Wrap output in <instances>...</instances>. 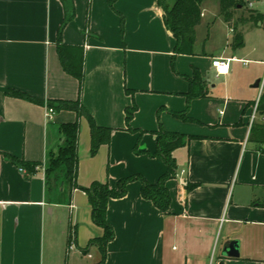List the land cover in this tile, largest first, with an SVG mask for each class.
<instances>
[{
  "label": "crops",
  "instance_id": "0c3cea01",
  "mask_svg": "<svg viewBox=\"0 0 264 264\" xmlns=\"http://www.w3.org/2000/svg\"><path fill=\"white\" fill-rule=\"evenodd\" d=\"M72 1L74 15L61 40L81 57V83L56 50L61 0H0V264L99 259L89 241L103 229L91 219L86 193L75 188L65 201L68 194L59 188L51 201L46 191L47 152L60 142L58 126L75 120L81 186L97 180L116 188L134 174L155 183L167 170L163 159L143 152L155 150V132L162 127L192 136L173 151L167 212L141 196L138 180L109 200L114 237L105 264H264V143L249 139L252 125L264 122L257 113L250 125L252 104L264 88V54H255L260 47L247 28L264 19L237 23L220 15L231 36L224 47L198 49L196 36L191 53H176L158 0ZM233 25L243 34L237 47ZM215 56L232 58L226 74L216 76ZM232 63L243 64V72L235 74ZM195 73L205 94L187 100ZM255 78L258 87L249 85ZM55 100H79L96 125L112 128L109 142L91 154L86 116L53 107L52 118L45 117L46 102ZM132 105L128 129L125 111ZM184 110L187 119L173 114ZM11 157L35 163L34 170ZM229 240L238 242L236 257L222 253Z\"/></svg>",
  "mask_w": 264,
  "mask_h": 264
},
{
  "label": "trees",
  "instance_id": "16d2710c",
  "mask_svg": "<svg viewBox=\"0 0 264 264\" xmlns=\"http://www.w3.org/2000/svg\"><path fill=\"white\" fill-rule=\"evenodd\" d=\"M206 0H173L167 3L166 0H158L159 6L163 10V19L167 29L175 38L174 51L176 53H191L196 40V26L201 22L202 3ZM64 7V18L57 34L56 50L64 69L81 83L83 79L81 57L71 53L68 50L73 48L66 45L61 40V30L64 25L74 15V5L72 0H61ZM219 15L227 22H230L234 10L240 8L243 0H218ZM248 21L256 23L263 19V13L259 11L249 12ZM243 43V34L241 30H237L233 25V41L232 46L237 47ZM190 87L186 93L187 100L204 95L200 76L195 75L190 78ZM13 95L22 96L29 100L39 102L30 95L18 91L11 90ZM40 103H42L40 101ZM48 106L56 109L69 108L73 109L77 116L84 115L88 118L91 135V154H95L101 144L108 143L111 137L112 128L96 125L88 110L80 104L79 100H55L46 102ZM135 111L132 105L126 108L125 121L127 128L130 129L129 122ZM257 113L264 117V88L257 104ZM173 114L182 119H187L186 111L173 112ZM156 148L153 152L143 151L152 157H160L167 165V170L158 178L155 183H149L142 175L134 174L117 181L116 188H111L107 182L92 181L88 186H81L77 183V137L78 122L75 120L70 123H62L58 126V135L60 142L56 144L54 149L47 152L45 162V180L47 186V196L53 200L54 191L60 193L59 188L64 189L68 194L65 201H69L70 193L73 189H80L87 195L91 208L92 221L103 229L101 236L94 237L89 241V245H95L99 251V259L92 264H105L106 247L109 241L114 237L112 226L106 219L107 205L110 199L123 197L127 192V184L133 180L141 183V196L149 199L153 204L163 212H167L170 206V194L165 185L167 179L175 175L176 162L173 151L179 146L186 144L192 136L179 132L168 131L160 127L156 132ZM250 140L264 143V122L254 123L251 127ZM136 153L142 151L135 148ZM12 160L19 162L27 170H34L35 163L23 162L11 157ZM56 189V190H55ZM85 249H83L84 251Z\"/></svg>",
  "mask_w": 264,
  "mask_h": 264
},
{
  "label": "rangeland",
  "instance_id": "374dc122",
  "mask_svg": "<svg viewBox=\"0 0 264 264\" xmlns=\"http://www.w3.org/2000/svg\"><path fill=\"white\" fill-rule=\"evenodd\" d=\"M173 0H166L167 3H172ZM244 4L233 11L232 18L240 23V20L246 18L251 11L264 12V0H243ZM264 19V15H263ZM262 19V20H263ZM251 32L250 40L253 44L256 43L260 48L255 51L257 57H261L264 54V21L262 26L258 25H249L247 27ZM229 31L227 25L224 22L223 18L219 15V2L218 0H206L202 3V18L201 22L196 28L197 43L196 47L198 49L204 48L205 50H218L225 46L227 39L231 38L229 36ZM253 56V55H252ZM251 58V56H246ZM234 67L235 74H241L243 72L242 68H245L241 63H232ZM247 66H251L249 63ZM264 71L262 72L263 75ZM214 75L211 73V78ZM262 76H260L261 78ZM257 78L249 83L252 85L255 83ZM257 90V88L255 89ZM259 100L258 97L255 98V101L252 104V109L254 103Z\"/></svg>",
  "mask_w": 264,
  "mask_h": 264
},
{
  "label": "built area",
  "instance_id": "2783aa9c",
  "mask_svg": "<svg viewBox=\"0 0 264 264\" xmlns=\"http://www.w3.org/2000/svg\"><path fill=\"white\" fill-rule=\"evenodd\" d=\"M264 15V12H262ZM232 58L228 57H222V56H215L211 59V66L214 69V72L216 76L226 74L229 70V63ZM257 104L258 100L254 103V107L252 109L251 115H250V125H252L253 120L256 117L257 114ZM54 113V109L51 106H48L45 104V117L49 120L52 118Z\"/></svg>",
  "mask_w": 264,
  "mask_h": 264
},
{
  "label": "water",
  "instance_id": "95a60500",
  "mask_svg": "<svg viewBox=\"0 0 264 264\" xmlns=\"http://www.w3.org/2000/svg\"><path fill=\"white\" fill-rule=\"evenodd\" d=\"M259 81L256 80L253 84L254 87L259 86ZM222 253L230 256V257H236L238 256V242L237 240H229L228 242H225L222 247Z\"/></svg>",
  "mask_w": 264,
  "mask_h": 264
}]
</instances>
